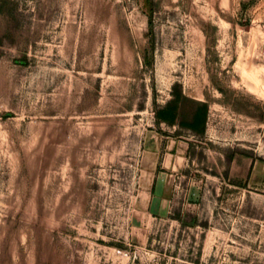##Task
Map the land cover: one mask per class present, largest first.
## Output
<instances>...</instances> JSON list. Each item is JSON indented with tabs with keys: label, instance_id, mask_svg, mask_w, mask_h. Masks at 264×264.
I'll return each mask as SVG.
<instances>
[{
	"label": "rangeland",
	"instance_id": "1",
	"mask_svg": "<svg viewBox=\"0 0 264 264\" xmlns=\"http://www.w3.org/2000/svg\"><path fill=\"white\" fill-rule=\"evenodd\" d=\"M0 264H264V0H0Z\"/></svg>",
	"mask_w": 264,
	"mask_h": 264
},
{
	"label": "trees",
	"instance_id": "2",
	"mask_svg": "<svg viewBox=\"0 0 264 264\" xmlns=\"http://www.w3.org/2000/svg\"><path fill=\"white\" fill-rule=\"evenodd\" d=\"M156 119L158 122H165L168 124H175L177 121V107L173 102L168 103L165 107L156 111ZM202 119V107L199 106L193 119L191 121H182L180 124L182 127L192 131H197ZM180 135V131H177Z\"/></svg>",
	"mask_w": 264,
	"mask_h": 264
},
{
	"label": "crops",
	"instance_id": "3",
	"mask_svg": "<svg viewBox=\"0 0 264 264\" xmlns=\"http://www.w3.org/2000/svg\"><path fill=\"white\" fill-rule=\"evenodd\" d=\"M180 142L184 144L185 151L183 153H177V152H172V151L167 153V157L163 160L162 166H161L164 169H163V171L159 172V173H161V176L168 175L169 174L168 171L174 172L176 170V169L173 168L174 161L175 162H179L182 159H184V157L186 156V153H187V150H188V147H189V143L188 142H184V141L183 142L180 141ZM175 143H176V141H174V144ZM168 210L169 209H166V211H168ZM157 211H158V209H154V212H157Z\"/></svg>",
	"mask_w": 264,
	"mask_h": 264
}]
</instances>
